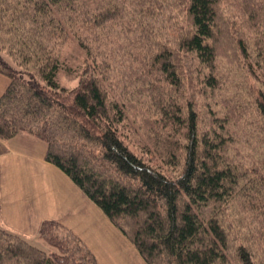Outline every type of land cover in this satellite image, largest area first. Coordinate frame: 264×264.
Segmentation results:
<instances>
[{
    "label": "trees",
    "instance_id": "obj_1",
    "mask_svg": "<svg viewBox=\"0 0 264 264\" xmlns=\"http://www.w3.org/2000/svg\"><path fill=\"white\" fill-rule=\"evenodd\" d=\"M237 68L251 99L206 95ZM0 73V137L47 142L148 264H264V0H0ZM39 234L58 250L0 227V264H98L58 221Z\"/></svg>",
    "mask_w": 264,
    "mask_h": 264
},
{
    "label": "crops",
    "instance_id": "obj_2",
    "mask_svg": "<svg viewBox=\"0 0 264 264\" xmlns=\"http://www.w3.org/2000/svg\"><path fill=\"white\" fill-rule=\"evenodd\" d=\"M0 73V97L10 85ZM48 144L29 133L0 137V226L26 236L55 220L77 234L98 264H148L132 241L57 165Z\"/></svg>",
    "mask_w": 264,
    "mask_h": 264
},
{
    "label": "rangeland",
    "instance_id": "obj_3",
    "mask_svg": "<svg viewBox=\"0 0 264 264\" xmlns=\"http://www.w3.org/2000/svg\"><path fill=\"white\" fill-rule=\"evenodd\" d=\"M226 12H229L231 13V15H234V12L229 6L226 7ZM85 58H86V51L83 50L77 44L75 40L69 41L64 51V59H65L66 64L63 66L62 70H60V72L58 73V80L62 86L67 87V88H74L77 85L79 74L85 65ZM229 67L230 66H226V71H228ZM240 72H241V69L237 68L235 72L230 74L229 81L228 80L226 81L225 86H223L221 90H218L215 93H208L206 95H218V100L220 101L222 99H226L227 95L228 96L243 95L246 99H251L250 98L251 95L248 92L249 88L251 86H254L255 83L257 84L260 83L262 80L258 82L253 78H250V80L246 79L244 77L245 74L240 73ZM226 79L227 78H225V80ZM200 98H201V104H199V106L201 107L202 104H205L207 102V99L204 98L203 96H201ZM5 229L11 233L18 234L19 236L27 240L30 244L36 246L37 248L41 250H44L47 253H51L53 251L58 250L57 248L49 244L44 238H42L39 232L38 234H35L34 236L30 237V236L23 235L21 233H17L8 228H5Z\"/></svg>",
    "mask_w": 264,
    "mask_h": 264
}]
</instances>
